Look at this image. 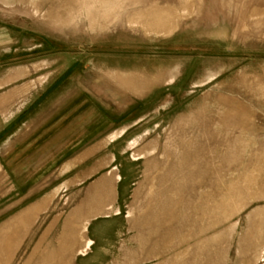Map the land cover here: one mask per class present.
<instances>
[{
    "label": "rangeland",
    "instance_id": "374dc122",
    "mask_svg": "<svg viewBox=\"0 0 264 264\" xmlns=\"http://www.w3.org/2000/svg\"><path fill=\"white\" fill-rule=\"evenodd\" d=\"M73 62L125 141L10 171ZM0 264H264V0H0Z\"/></svg>",
    "mask_w": 264,
    "mask_h": 264
},
{
    "label": "crops",
    "instance_id": "0c3cea01",
    "mask_svg": "<svg viewBox=\"0 0 264 264\" xmlns=\"http://www.w3.org/2000/svg\"><path fill=\"white\" fill-rule=\"evenodd\" d=\"M80 67L82 63L75 65L73 62L54 78L44 93L37 97V103L31 104L32 111L26 119L21 120L20 117L6 122L10 128H18L9 138L10 145L5 146L4 165L10 171L17 169L18 173L25 174L55 165L63 178L90 164L93 157L108 148H116L125 141L128 130L123 127L121 115L120 118L110 115L101 108L96 94L86 88L74 87L81 84L72 85L77 80L75 74ZM139 90L135 88V91ZM139 132L128 138L134 140ZM106 168H95L93 174L99 175ZM93 174L89 168L77 173L76 180L91 179ZM116 180L120 177L117 176ZM91 245L90 241L86 247Z\"/></svg>",
    "mask_w": 264,
    "mask_h": 264
}]
</instances>
